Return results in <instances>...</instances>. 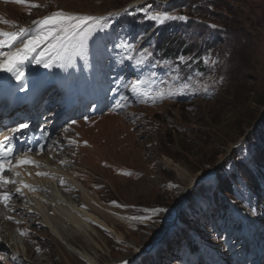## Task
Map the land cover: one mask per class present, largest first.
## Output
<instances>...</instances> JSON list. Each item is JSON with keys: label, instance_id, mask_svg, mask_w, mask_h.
<instances>
[{"label": "rangeland", "instance_id": "1", "mask_svg": "<svg viewBox=\"0 0 264 264\" xmlns=\"http://www.w3.org/2000/svg\"><path fill=\"white\" fill-rule=\"evenodd\" d=\"M149 1L29 0V3L21 4L16 0H0V29L3 30V27L16 31L18 27L31 26V21L58 10L69 9L72 13L109 18L105 31L96 32L86 42L87 55L76 56L72 65L45 68L31 59L25 62L30 67V74L25 79L29 83L42 77L49 80L72 77L75 82H81L86 79V74L96 72L101 77L108 75L110 82L107 89L115 97L112 100L115 103L127 102L128 105L117 110L114 103L97 117L70 123L63 132L58 133V137L66 138V142L44 151L51 158L60 152H69L67 156L71 161L57 165L67 173L74 171L86 188L97 193L104 202L117 204L118 209L123 210L130 222L114 224L125 235L124 240L118 241L113 232L101 228L97 229L99 233L95 231L86 237L73 235L70 226L62 228L78 239L77 247H86L99 259L100 264H122L125 260L129 264H244L242 261L245 258L239 262L236 254H250L252 248L245 239L241 240L239 225L230 211H226L227 207L221 205L225 204L226 194L218 186L226 181L225 178L231 181V177H236L227 199L251 215L250 226L254 227V236L257 235L255 237L264 245V190L258 189L248 197L249 189L255 190L256 186L239 173L242 168H248L257 181L261 178V184L264 183V166L255 160L260 153L256 150L259 143L251 139V135L262 128V123L257 119L261 113L264 114V0H227L233 9L222 7V16L216 20L215 11L211 8L212 18L211 13L203 16L193 10L191 12V9L185 14L182 11L181 15L187 16V20L196 18L207 27L185 31L183 26L187 20L171 21L181 24L172 34L176 36L175 41L181 44L180 50L184 49L175 57L163 55L157 47L165 34L161 32V35L153 38L144 36L145 29L151 28L153 32L159 26L144 19L145 14L139 11L140 4ZM156 1L159 7L160 0ZM175 1L168 0L166 10L180 15L169 8ZM31 3H38L41 7L32 8ZM137 5L139 7H135ZM130 8L132 11L125 14L124 10ZM111 13L116 15L110 16ZM137 16L138 20L132 22V18ZM128 17L130 21L125 19ZM4 20L13 23L5 24ZM164 28L166 32L171 31L168 24ZM200 31L205 32L200 34ZM237 31H241V34H237ZM137 36L140 37L139 41ZM244 39L248 40L244 44L245 61H242L236 55ZM122 42L137 44V50L133 53L136 59L145 47L153 53L149 60L175 64L179 63V56L193 57L190 68L181 65V75L192 83L195 94L186 93L155 104L139 102L124 84L143 79L146 83L142 88L153 90L171 86L169 75L174 79L175 73L166 75L168 68L161 64L150 68L145 63L139 70H133L129 66L132 62L125 60L123 64L119 63L127 52L114 45ZM219 45H225L227 50L230 47L229 53L233 58L224 51L221 55L218 51L213 52V49L221 48ZM206 55L211 56L215 64L203 63ZM205 87L206 92L203 91ZM236 120L244 132L238 133ZM244 144L247 146L241 149ZM166 159L174 162V165L178 164L182 175L176 172L175 167L166 166ZM232 159L236 165L230 166L228 164ZM217 162L214 180L219 182L199 180L197 183H201L204 189L208 188V197L199 193L194 196L195 203L192 205L194 187L191 185L198 177L212 170ZM240 162L247 165L239 167ZM5 174L17 183L7 184L9 187L6 191L12 194L9 206L5 207L0 202V257H3L0 264H90L72 253L66 243L55 236L49 223L43 221L46 213H55V202L51 198L58 190L57 182L67 175H47L50 177L46 178V183L51 180L55 183L52 185L55 189L45 188L53 195L47 190L38 189L36 185L43 183L36 180L32 184L36 191L29 188L22 191L27 197L24 200L23 195L16 193L17 187L24 188L20 183L21 177L8 172ZM188 187L189 192L186 191ZM2 188L0 191H3ZM58 191L60 194L67 193L64 198H71V192L62 190L61 185ZM215 192L223 196L220 205L214 197ZM33 203L38 204L40 211ZM151 208H164L167 211L154 216V223L131 219L148 214L143 210ZM230 210L232 212V207ZM8 216L13 219H7ZM22 232L25 235H21ZM163 237L165 239L160 243ZM192 241L199 248L197 252L192 249ZM37 248L40 250L37 251Z\"/></svg>", "mask_w": 264, "mask_h": 264}, {"label": "snow or ice", "instance_id": "2", "mask_svg": "<svg viewBox=\"0 0 264 264\" xmlns=\"http://www.w3.org/2000/svg\"><path fill=\"white\" fill-rule=\"evenodd\" d=\"M17 3H29V0H16ZM168 0H160V6L153 8L151 4L147 7H141L139 11H142L145 16L144 19L150 20L158 25H164L171 21L187 20L188 17L184 15L172 14L167 9ZM30 7H41L38 3H31ZM127 14V9L124 10ZM110 16L116 15L115 13L109 14ZM103 22V23H101ZM3 23H13L4 20ZM109 25V18L105 16L95 15H81L77 13L65 12L63 10L53 11L51 14L44 16L41 19L31 21L29 27H18L16 31H5L0 29V71L10 73L16 81H23L25 76L24 64L31 59L32 62L38 65H43L45 68H52L54 66L65 67V65H72L76 56L84 57L87 55L86 42L96 33L105 31L106 26ZM215 27V26H213ZM137 41L140 37L137 36ZM43 46V48H41ZM116 48L124 49L127 55L120 58L119 63L123 64L126 61L132 62L129 66L133 70H139L145 63L150 68H154L157 64H161L168 68L169 73H175V78L169 75L171 86L159 87L153 90H145L142 85L146 83L143 79H137L130 84H124L125 88H128L132 94H134L138 101L141 103L151 102L153 104L158 101H163L167 98L177 97L185 95L186 93H193V85L187 77L181 75V65L186 68L191 67V61L194 59L191 56H179L177 61L179 63H173L171 61H154L148 58L152 57L153 53L148 47L143 48L139 52V58L136 59L133 53L137 50V44L122 42L114 45ZM7 49V50H5ZM40 51L37 53V50ZM36 53V55H33ZM205 64H215L211 56L206 55L203 58ZM155 76V73H152ZM177 81H182L177 83ZM165 83V82H161ZM21 89L26 87V83L20 85ZM203 91H207L205 87ZM127 102L117 101L114 107L119 109L126 108ZM76 123L75 121L72 122ZM29 125L21 123L18 128L12 130L15 134L20 132L21 129L28 128ZM13 136H6L0 141V187L9 183H17L15 180H11L9 175L5 173H13L15 176H20L21 173L16 169L21 165L33 164L36 167H40V163L28 156H14V146L12 144ZM69 143H76V141H69ZM86 143V142H85ZM41 152L44 150V145H40ZM30 152L31 149L29 148ZM9 157H12L10 159ZM15 159V164H13ZM61 164L66 161L61 160ZM48 173L38 172L37 175H47ZM130 174V173H129ZM65 181L61 179V184ZM23 187L29 188L32 191H36L33 185L26 184L23 181L20 182ZM16 193L23 194L22 188L17 187ZM12 199V194L8 191H0V202H3L5 207L9 206V201ZM113 203H116L113 201ZM122 207H126L121 205ZM14 210V209H13ZM146 215L133 216L131 219L138 221H152L153 217L159 213L166 212L164 208H151L144 209ZM12 220L13 217H6ZM25 235V233H21ZM40 249L37 248V251ZM3 257H0L2 260ZM122 264H128V261H122Z\"/></svg>", "mask_w": 264, "mask_h": 264}, {"label": "bare ground", "instance_id": "3", "mask_svg": "<svg viewBox=\"0 0 264 264\" xmlns=\"http://www.w3.org/2000/svg\"><path fill=\"white\" fill-rule=\"evenodd\" d=\"M24 27H29V26H24ZM3 28L5 29V31H10L8 27L7 28L3 27ZM29 69L30 67L24 64V70H25L24 79H26L29 76L30 74ZM91 75L98 78V76H96L97 73H92ZM86 76L89 77L90 74H87ZM46 80H47L46 77H42L39 79V81L41 82H44ZM67 81L70 83L74 82V80L71 78L67 79ZM11 82L19 83L22 81H16L14 77L11 76L10 73L0 71V85H2L3 83H11ZM106 95L107 97H109V101L113 99V95H110L109 91ZM101 103L102 102L98 104L101 105ZM60 139L61 138H57V140L54 141L51 145L54 144L56 148L59 147V145L64 143L63 141H60ZM93 151H95V149ZM67 154L69 155V152L67 151L60 152L59 154H57L58 156H53L51 158V155L46 156L45 153H41V152L34 153L33 155L27 152H23L21 154L19 153L17 157L19 156L31 157L32 159L38 161L41 166L36 167L35 165L26 164V165L19 166L16 170L21 173L20 177L23 182H26L32 185L37 180V182L43 183V185H36L38 189L43 190V191H46L47 190L46 188H49V187H53L55 189V186H52V185H55V183L51 182L50 179H48L50 181L46 183L47 181L46 178L48 177L47 176L48 174L53 175L54 173H64L65 175H67L66 178H69V180H67L66 178L63 179L65 181L63 184H61V180L60 182L58 181L57 187L59 190V186L61 185L62 190L71 192V198L69 197L70 195L68 196L69 198H64V195H66L67 193L65 194L61 192L63 194L62 195L60 194V191L58 190L55 191L54 193L52 192L55 196L51 198L55 202V208L53 209L55 210L54 211L55 213H52L51 215L50 213H46L45 217L43 218V221L45 224L49 223V225L53 229V232L55 233V236L61 239L62 242L64 241L67 245V248L72 253L79 255L81 258H83L85 261H87L90 264H100L99 259L96 256H94V254L90 252L86 247L83 246L81 248L75 245L78 239H76L75 236L73 235L81 234L86 237L88 235H91L92 232H95V231L97 232V229L101 228L103 230H108L110 232H113L115 235V238L118 241H122L124 240L125 235L121 231H119L117 228H115L114 223L122 224L123 222L124 224H128L130 220L128 216L124 214L123 210L118 209L117 204H111V203L104 202L97 193L92 192L90 189L86 188L84 184L79 180V178H77L78 176L76 173H74V171H70L67 173L66 171L60 168L62 166L57 165V164H61L57 162L58 160L71 161L70 158L67 156ZM13 164H15V159L13 161ZM65 164L66 163L62 165H65ZM165 165L168 167H175L176 172H179L182 175V171H181L182 169L180 168L178 164L174 165V162L166 159ZM38 172H43V173H48V174L47 175H37ZM8 187H9L8 185L3 186L2 188L3 191H6ZM24 190H26L25 187L22 188V191ZM80 191H82L83 193H81V197L80 199H78ZM46 192L51 194V192L48 190ZM22 195L24 196V200H26L27 198L26 194H22ZM34 204L36 203H33L32 205ZM36 205L37 206H34V207L38 211H40L38 208V204ZM241 218L242 220H245V218H243L242 215H241ZM173 224L174 223H172L170 227L173 226ZM65 226L71 227L72 233H74L72 235L73 237L70 236L69 233H67L65 228H62ZM169 228H167L166 230L171 229Z\"/></svg>", "mask_w": 264, "mask_h": 264}, {"label": "trees", "instance_id": "4", "mask_svg": "<svg viewBox=\"0 0 264 264\" xmlns=\"http://www.w3.org/2000/svg\"><path fill=\"white\" fill-rule=\"evenodd\" d=\"M149 4H151L154 7H157V1L156 0H150L149 2L140 4V7L138 5L139 8L141 7H147ZM228 8V10H232L233 7L231 6V4L227 1V0H176L175 2L172 3V5L169 7L170 9H173L174 11H178L181 15V12L183 11V14H185V12L187 11V13H189L188 9H191V12L193 10V12H195L197 15L202 14L203 16L211 13L210 17L212 18L213 15V11H215V17L214 19H218L220 16H222L221 12H223L222 7H226ZM213 10H211V9ZM191 14V13H190ZM124 19V18H123ZM127 19V21H130L131 18H125ZM138 20V16L136 18H132V22ZM154 23V22H153ZM185 25L183 26V29L185 31H190L193 28H205L207 27V25L198 22V19L196 18H191L189 20H187L186 22H184ZM168 24L170 26L171 31L170 32H166V29L164 28V25ZM164 25H159L158 27H155V31L151 32V28H147L145 29V33L144 36L147 37H158L159 35L165 34L163 36H161L160 40L158 41V49L159 51L162 52L163 55L167 56V57H175L177 54L184 52V49L181 51V44L178 43V41L176 40V36L172 34V32H176V26L177 25H181L176 22H169L166 23ZM160 29V32H158V30ZM227 31V30H226ZM205 32V31H203ZM203 32L200 31V34H202ZM156 33V34H155ZM237 34H241V31H237ZM225 34H227V32H225ZM248 39H244L242 41V43L240 44L239 47V52L237 53L236 57L241 59L242 61H245V57H244V44ZM178 43V44H177ZM221 45H219L220 47ZM225 46V45H224ZM221 46V48L218 49H213V52L218 51L219 54L221 55L222 51H224L231 59L233 58V56H231V54L229 53L231 48L229 47V50H227V47ZM191 48V45L189 46L188 49ZM180 50V51H178ZM248 65V62H245ZM202 67V65H201ZM230 68V66L228 67ZM224 71V70H222ZM222 76L224 75L221 72ZM262 115V113H261ZM258 116V115H257ZM260 117V116H259ZM258 117V119H259ZM257 119V117H256ZM257 119V120H258ZM237 122L235 123V128L238 129V133H242L244 131H242V127L239 123L238 120H236ZM256 121V120H255ZM262 123L260 126L262 127L261 129L258 130V132L256 131V133L251 135V139L252 140H256L258 141V146L256 147L257 152H260L259 155L255 158L256 162L262 163V165L264 166V114L263 117L261 119ZM241 130V131H240ZM263 130V131H262ZM260 142L263 143L260 145ZM255 150V151H256ZM257 152H255V154H257ZM174 158V157H173ZM176 159V158H175ZM238 165V163H237ZM247 164L240 162L239 163V167L245 166ZM242 175H244L246 177L245 180H247L251 185H254L258 188V181L257 178H255L254 173H252V171H248V168H242L241 171L239 172ZM231 181L228 180V178H225L222 185H221V190L223 191V193H227L230 194L231 193V187L234 184L233 181H235L236 177H231ZM261 180V178H259ZM236 183V182H235ZM208 188L206 187L205 189L203 188V185L199 184L198 186H196L192 192L191 195V204L194 205L195 203V197L196 195H198L199 193L207 196L208 197V193L209 191L207 190ZM206 192H208L206 194ZM214 197L216 198L218 204L220 205V203H222L221 201L223 200V196L220 193H214ZM221 205H225L227 207V203L225 204H221ZM226 211H228V208H226ZM246 211V210H245ZM167 223V222H166ZM166 223H162V224H166ZM191 246L194 252H197L199 250V248L197 247V245L192 241L191 242Z\"/></svg>", "mask_w": 264, "mask_h": 264}]
</instances>
